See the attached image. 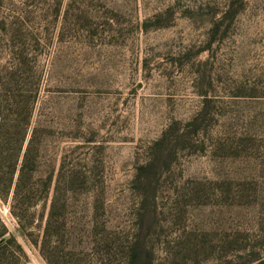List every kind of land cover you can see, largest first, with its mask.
<instances>
[{"label": "rangeland", "instance_id": "rangeland-1", "mask_svg": "<svg viewBox=\"0 0 264 264\" xmlns=\"http://www.w3.org/2000/svg\"><path fill=\"white\" fill-rule=\"evenodd\" d=\"M17 61L51 264H264V0H0Z\"/></svg>", "mask_w": 264, "mask_h": 264}, {"label": "trees", "instance_id": "trees-1", "mask_svg": "<svg viewBox=\"0 0 264 264\" xmlns=\"http://www.w3.org/2000/svg\"><path fill=\"white\" fill-rule=\"evenodd\" d=\"M23 68L18 61L0 67V203L16 224L9 231L0 221V256L10 258L9 264H20L25 257L16 240L19 235L51 264V170L38 175L42 156L37 148L38 127L32 123L39 86L25 89L17 77ZM74 176L69 179L73 184L75 179L81 181ZM34 231L38 233L33 238Z\"/></svg>", "mask_w": 264, "mask_h": 264}]
</instances>
